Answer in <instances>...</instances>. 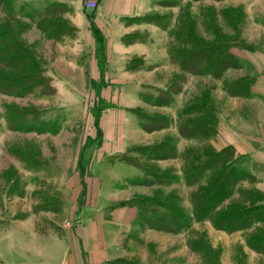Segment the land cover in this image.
I'll use <instances>...</instances> for the list:
<instances>
[{
	"label": "crops",
	"instance_id": "0c3cea01",
	"mask_svg": "<svg viewBox=\"0 0 264 264\" xmlns=\"http://www.w3.org/2000/svg\"><path fill=\"white\" fill-rule=\"evenodd\" d=\"M28 1L45 3V12L49 7L63 9L60 17L67 23L68 31L51 35L38 27V40H76L68 52L75 63L66 62L64 68L87 71V82L81 84L85 92L101 88L111 96L101 102L107 105L96 118V159L88 168L85 189L75 202L72 226L59 234L38 230L27 221L19 227L0 230V264H157L158 252L164 256L168 253L171 264L176 237L143 228L139 223L142 211L136 202L145 198L169 202L175 192L174 181L184 174L183 160L147 159L152 178H160L149 183L144 180L148 172L124 157L141 148H161L172 141L173 129L146 131L138 114L149 107L143 95L151 91L170 92L173 101L180 97L179 111L183 113L190 74L181 70L174 56L176 46L181 47L182 43L178 45V40L167 34L170 30H162L148 19L157 13L152 0ZM89 1H95L97 9L89 10ZM233 1L226 8H241L244 12L247 47H231L238 67L228 68L219 79L211 77L212 84L218 89L222 81L228 87L243 79L248 82V89L238 96L226 88L223 95L212 89L215 127L209 146L216 153L230 148L235 163L241 159L249 162L246 172L252 182L245 188L258 191L260 204L264 205V0ZM58 17L50 15L48 19ZM22 40L33 46L27 39ZM98 53L103 55L105 69L98 64ZM36 56L46 70V58L38 52ZM78 60L87 64H79ZM71 72L56 73L55 77L44 71L43 75L52 80L56 92H80L76 85L79 76ZM101 103L97 106L101 107ZM166 110L175 119L173 107ZM176 198L181 203L179 194ZM239 247L245 255V247L248 248L264 264L261 254L247 245ZM185 248H189L188 240ZM249 263L256 264V260Z\"/></svg>",
	"mask_w": 264,
	"mask_h": 264
},
{
	"label": "rangeland",
	"instance_id": "374dc122",
	"mask_svg": "<svg viewBox=\"0 0 264 264\" xmlns=\"http://www.w3.org/2000/svg\"><path fill=\"white\" fill-rule=\"evenodd\" d=\"M40 3L7 0L0 7L1 29L13 33L22 43V38L32 42L33 46L24 43L31 47L35 55L38 52L39 56L46 58L43 62L46 70L41 62L43 72L52 76L60 72H71L64 67L66 62L75 63L68 52L70 47H74L76 40H38V25L45 19L63 26L61 33L68 31L67 23L60 17L63 9L53 8L52 15L59 17L48 19L50 15L45 14L46 4ZM233 3V0H152L151 6L157 13L155 17L148 19L162 30H170L167 34L172 36L173 40H178V45L181 44L179 40L188 42L189 49L196 48L198 44H212L218 41H238V45L247 47L244 44L247 40L244 12L241 8H226ZM176 47L175 50H179L184 48V44ZM77 62L87 64L85 60ZM98 64L102 69L106 68L102 53H98ZM203 69L201 65L200 70ZM1 72L9 77L17 75V71H10L0 64ZM86 72L80 69L71 72L79 76L76 85L80 92H56L51 85L52 80L45 75L49 80L46 89L37 87L31 93L23 95L0 93V230L12 226L19 227L27 221L38 230L59 234L72 226L75 202L80 199L81 192L85 189L88 168L96 159L99 143L96 118L105 110L107 104L104 105V101L111 96L102 92L101 88L85 92L82 85L89 77L85 76ZM189 74L188 99L186 105L184 102L185 109L182 114L179 111L180 97H176V101L171 98L167 100L162 92L153 91L144 93L143 101L149 107L146 106L145 112H141L145 118L158 117L159 120L155 124H161V129H173L175 133L172 141L163 145L160 150L165 152V146L169 145L172 152H175L171 158L181 157L183 169L186 165L191 166L194 163V152L210 145L209 139L215 127L212 89L222 92V95L227 90V84L223 81L216 89V84H212L211 75ZM224 84L226 87H223ZM98 103L103 105L98 107ZM154 107H157L156 110ZM166 107H173L174 115L178 118L172 119ZM189 109L198 110V113L187 116L185 113ZM190 120L200 122L193 130L194 133L187 128ZM145 123L152 125L150 122ZM124 159L148 172L144 177L146 182L159 181L158 178H152L153 174L147 169V159H153L150 151L132 152ZM247 162L246 159L237 162L238 168L245 173L249 167ZM150 175L152 176L149 177ZM210 177L211 172L205 173L199 185L206 187ZM250 182V177L240 181L229 201L220 206L221 210L229 203L247 199V196L252 194L251 191H255L245 188ZM133 183L132 180L129 181V185ZM173 185L175 192L169 203L185 214L187 223L179 224L175 219L169 220L168 226L172 232L156 230L171 233L176 237L171 264H247L253 259L256 264H261L257 261L258 255L248 248L245 247L246 255L239 249V246L247 245L246 238L250 230L230 234L216 230L209 220L196 221L191 196L198 190V184L188 185L183 174L177 177ZM176 193L181 196V203L176 201ZM159 213L166 214L168 211L151 206H148L147 210L143 209L140 225L149 229H152L151 226H158L156 218ZM144 220L149 222L145 224ZM187 240L189 248L186 249ZM156 258L157 264H164V261L170 264L168 253L164 256V253L158 252Z\"/></svg>",
	"mask_w": 264,
	"mask_h": 264
},
{
	"label": "trees",
	"instance_id": "16d2710c",
	"mask_svg": "<svg viewBox=\"0 0 264 264\" xmlns=\"http://www.w3.org/2000/svg\"><path fill=\"white\" fill-rule=\"evenodd\" d=\"M6 2L7 0H0V7ZM52 9V7H49L45 13L52 15ZM38 27L42 31L51 32V35H60L63 29V26L59 25L58 22H53L52 20L47 21V19L40 22ZM58 28L60 29L59 31ZM179 41L184 44V48L175 50L174 56L181 70L196 75L208 74L215 79H219L228 68L238 67L237 59L230 53L231 47L235 45L244 47L238 45V41H218L212 44H198L196 48L189 49L187 46L188 42L183 40ZM0 64L10 71H17V75L14 74L15 76L10 77L8 75L6 76L4 72L0 73V93L2 94H29L37 87L46 89L48 86L49 80L43 75L41 61L36 58L31 47L17 40L13 33L2 30L1 26ZM201 65L204 68L203 70H200ZM247 89L248 82L243 79L232 82L227 87L228 93L234 96L245 94ZM162 93L167 100L170 99V92ZM197 113L198 110L189 109L188 111L186 110L185 114L191 116ZM17 115L21 116L22 114L17 113ZM138 115L144 130L151 132L159 128L161 129V124H155L159 120L158 118H145L141 113ZM9 121L11 123V120ZM145 122H150L152 125L146 124ZM199 123L190 120L188 121L187 128L194 133L193 130L197 128ZM181 134L183 133L181 132ZM165 148V152L160 150V147L141 148L140 151H150L153 159H167L174 156L175 152H172L169 145H166ZM193 154L191 152L194 163L191 166L186 165L184 175L188 185L198 184V190L191 196L193 216L196 221L209 220L216 230L230 234L250 230V233H247V245L257 253L264 255V205L260 204L261 195L257 191H251L252 194L247 196V199L244 201L229 203L222 210L220 208L223 203L229 201L231 194L235 191L240 181L246 177L251 178V176L238 168L237 163L232 160V151L230 148L216 153L208 146ZM208 172H211V177L206 187H201L199 181ZM157 178L158 180L160 179L159 177ZM136 203L141 211L143 209L147 210L148 206L162 208L168 211L166 214L159 213L157 215L158 217L156 219L159 225L156 227L151 226L152 229L172 232L173 230L168 226L169 220H176V223L179 224L187 223L185 214L176 210L167 201L145 198L137 200ZM147 222L149 220H144L145 224Z\"/></svg>",
	"mask_w": 264,
	"mask_h": 264
},
{
	"label": "built area",
	"instance_id": "2783aa9c",
	"mask_svg": "<svg viewBox=\"0 0 264 264\" xmlns=\"http://www.w3.org/2000/svg\"><path fill=\"white\" fill-rule=\"evenodd\" d=\"M86 7L89 10H95L97 6H96V3L95 2L89 1V2L86 3Z\"/></svg>",
	"mask_w": 264,
	"mask_h": 264
}]
</instances>
